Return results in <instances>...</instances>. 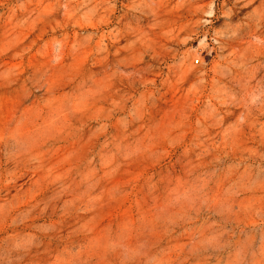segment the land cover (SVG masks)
<instances>
[{
	"label": "rangeland",
	"instance_id": "1",
	"mask_svg": "<svg viewBox=\"0 0 264 264\" xmlns=\"http://www.w3.org/2000/svg\"><path fill=\"white\" fill-rule=\"evenodd\" d=\"M0 264H264V0H0Z\"/></svg>",
	"mask_w": 264,
	"mask_h": 264
}]
</instances>
